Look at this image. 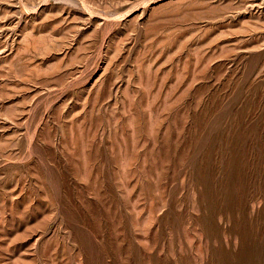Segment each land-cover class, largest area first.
Masks as SVG:
<instances>
[{"label": "rangeland", "instance_id": "obj_1", "mask_svg": "<svg viewBox=\"0 0 264 264\" xmlns=\"http://www.w3.org/2000/svg\"><path fill=\"white\" fill-rule=\"evenodd\" d=\"M0 264H264V0H0Z\"/></svg>", "mask_w": 264, "mask_h": 264}]
</instances>
